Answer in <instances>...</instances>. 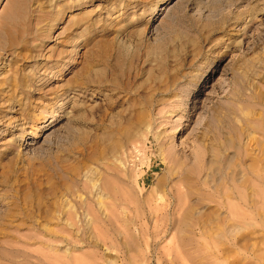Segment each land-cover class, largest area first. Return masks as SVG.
<instances>
[{"label":"rangeland","instance_id":"rangeland-1","mask_svg":"<svg viewBox=\"0 0 264 264\" xmlns=\"http://www.w3.org/2000/svg\"><path fill=\"white\" fill-rule=\"evenodd\" d=\"M0 264H264V0H0Z\"/></svg>","mask_w":264,"mask_h":264},{"label":"bare ground","instance_id":"bare-ground-1","mask_svg":"<svg viewBox=\"0 0 264 264\" xmlns=\"http://www.w3.org/2000/svg\"><path fill=\"white\" fill-rule=\"evenodd\" d=\"M214 155H215V154H214ZM215 157H216V155H215ZM214 159H215V158H214ZM213 161H214V160H213ZM211 163H212V161L209 163L208 167L211 166ZM208 169H209V168H208ZM241 174H242V173H241ZM241 174H240V175H241ZM242 176H243V175H241V177H242ZM245 177H246V176H244V178H245ZM208 178H209V175L205 176L204 181L207 182V181H208ZM242 178H243V177H242ZM242 178H241V179L238 178V179H239V180H242V182H244V180H243L244 178H243V179H242ZM236 180H237V179H236ZM239 180H238V182H239ZM204 181H203V182H204ZM209 183H210V182H209ZM249 189H250V188H249ZM253 193H254V192H253ZM249 198H251V197H249ZM99 203H100V202H99ZM248 203H249L250 208H251V210H252V209L256 206L255 203H257V201H255L253 198H251L250 201H249ZM248 203H247V204H248ZM102 205H104V203H103ZM103 208H104V206H103ZM251 210H250V211H251ZM102 212H103V211H102ZM201 213H203V212H200V214H201ZM188 215H189V214H188ZM224 219H225V218H224Z\"/></svg>","mask_w":264,"mask_h":264}]
</instances>
